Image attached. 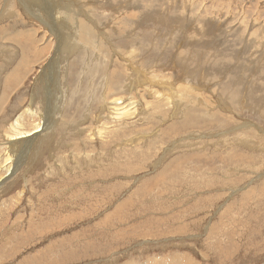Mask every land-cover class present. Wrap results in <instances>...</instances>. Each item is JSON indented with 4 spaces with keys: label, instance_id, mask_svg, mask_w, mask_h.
<instances>
[{
    "label": "rangeland",
    "instance_id": "obj_1",
    "mask_svg": "<svg viewBox=\"0 0 264 264\" xmlns=\"http://www.w3.org/2000/svg\"><path fill=\"white\" fill-rule=\"evenodd\" d=\"M32 1L0 0V264H264V0Z\"/></svg>",
    "mask_w": 264,
    "mask_h": 264
},
{
    "label": "bare ground",
    "instance_id": "obj_2",
    "mask_svg": "<svg viewBox=\"0 0 264 264\" xmlns=\"http://www.w3.org/2000/svg\"><path fill=\"white\" fill-rule=\"evenodd\" d=\"M35 1V0H34ZM34 1H32L33 2V4H34ZM39 1H40V3H43V0H38L37 2L39 3ZM109 1V0H108ZM111 1V0H110ZM174 1V0H173ZM181 1V0H180ZM28 2V1H27ZM49 2H50V10L55 14V15H61V16H59L60 17V19L58 20V16L57 17H55L56 19H55V24H54V26L56 27V24H58L59 26L60 25H67V19H71V21H72V19H75V15H74V12L77 10H75V8H77L76 7V5L74 4V6H70L69 4H66L67 6H65V5H62V7L64 6L65 8L64 9H62L61 8V6H59V7H57V6H55L54 4H53V2H52V0H49ZM104 2V1H103ZM106 2V1H105ZM112 2V1H111ZM161 1L159 0V2H158V0H136V1H131V0H122V2L121 3H119V4H116V11H114V12H119L120 14L119 15H126L127 13H129L131 10H134L135 9V11L137 10L138 12L137 13H139L140 14V16H146L147 18H149V19H152V21L153 20H155V21H160L161 22V20H164L165 18H170L172 15H173V12H172V10H170V9H172V8H165L162 4L163 3H165L164 1H162L161 3H160ZM10 3V2H9ZM8 3V4H9ZM12 3V2H11ZM116 3V2H115ZM160 3V4H159ZM97 4V3H96ZM174 4V3H173ZM35 5V4H34ZM44 5V4H43ZM47 5H48V3H47ZM104 5H106V4H104ZM112 5V4H111ZM41 7H42V5H41ZM108 7V6H107ZM107 7H106V9H107ZM163 7V8H162ZM174 7H176V5H174ZM110 8V7H109ZM114 8V7H113ZM180 8V7H179ZM95 9H97V10H101L102 9V7L99 5V6H96L95 7ZM110 10V9H109ZM113 10V9H112ZM178 10V9H177ZM183 10H185V9H183ZM44 11V10H43ZM45 11H46V9H45ZM47 11H49L48 9H47ZM180 11H181V9H180ZM180 11H178V12H180ZM39 12V11H38ZM78 12V14H80L79 13V11H77ZM76 12V13H77ZM84 12V11H83ZM185 12V11H184ZM196 12V11H195ZM31 13V12H30ZM49 13V12H48ZM75 13V14H76ZM189 13V12H188ZM194 13V12H193ZM193 13H192V15H193ZM217 13V12H216ZM32 14H34V13H32ZM51 14V13H50ZM78 14H76V15H78ZM130 14V13H129ZM180 14V13H179ZM12 15V14H11ZM81 15V14H80ZM83 15V14H82ZM47 16V15H46ZM65 18H64V17ZM84 16V15H83ZM151 16V17H150ZM49 17V16H48ZM54 17V16H53ZM86 17V16H85ZM114 17V16H113ZM116 17V16H115ZM184 17V16H183ZM207 17V16H206ZM77 18V17H76ZM117 18V17H116ZM116 18H114V19H116ZM175 17H172V19H174ZM182 18V17H181ZM189 18V17H188ZM52 18H50V20H51ZM66 19V20H65ZM113 19V20H114ZM117 19H119V18H117ZM121 19V18H120ZM180 19V17L178 18V20ZM201 19V18H200ZM200 19H198V18H196V21L195 22H197V21H200ZM203 19V21L205 20L204 18H202ZM211 19L212 18H208V21L210 20L211 21ZM122 20H124V19H121V20H119V22L118 23H120ZM167 20V19H166ZM214 20V19H213ZM38 21V20H37ZM77 21V20H76ZM165 21V20H164ZM169 21V20H168ZM174 21H175V19H174ZM180 21V20H179ZM178 21V22H179ZM206 21V20H205ZM224 21H225V19H224ZM41 22V21H40ZM44 22V21H43ZM116 22V21H115ZM154 22V21H153ZM188 22H189V20H188ZM220 22V21H219ZM126 23V22H125ZM155 23V22H154ZM157 23V22H156ZM166 23V22H165ZM171 23V22H170ZM45 24H47V23H45ZM77 24H79V23H77ZM76 24V25H77ZM117 24V23H116ZM167 24H168V22H167ZM205 24V23H204ZM72 25V24H71ZM71 25H70V27H71ZM182 25V26H181ZM202 25V24H201ZM212 25V24H211ZM210 25V26H211ZM220 25V24H219ZM50 26V25H49ZM74 26V25H73ZM78 26V25H77ZM77 26H75V27H77ZM107 26V25H106ZM124 26V25H123ZM126 26V25H125ZM179 26H181V29H184V31H185V34H186V27H185V25L183 26V24H180ZM199 26V25H198ZM205 26V25H204ZM75 27H73V28H75ZM131 27V26H130ZM167 27H169V25L167 26ZM166 27V28H167ZM171 27V26H170ZM169 27V28H170ZM173 27V26H172ZM189 27V26H188ZM196 27V26H195ZM123 28V27H122ZM201 28V27H200ZM62 30H63V28H61ZM60 28H59V30H61ZM77 29V28H76ZM75 29V30H76ZM80 29V28H79ZM125 29V28H124ZM195 29V28H194ZM55 30H57V29H55ZM126 30V29H125ZM188 30V29H187ZM204 29H202V31H203ZM64 31V30H63ZM62 31V32H63ZM80 31H81V29H80ZM181 31V30H180ZM183 31V30H182ZM184 31H183V33H184ZM189 31H190V28H189ZM195 31V30H194ZM241 31V30H240ZM188 32V31H187ZM198 33H201V32H199V31H197ZM242 32V31H241ZM68 33V32H67ZM125 33V32H124ZM189 33H191V32H189ZM188 33V34H189ZM84 34V33H83ZM207 34H208V32H207ZM50 35V34H49ZM52 35V34H51ZM241 35V34H240ZM99 36V35H98ZM184 36V35H183ZM129 37V36H128ZM186 37V36H185ZM215 37V36H214ZM79 38H80V36H79ZM94 38V37H93ZM44 39V38H43ZM12 40V39H11ZM82 42V41H81ZM182 42H183V40H182ZM196 42V41H195ZM261 42V41H260ZM62 43V46H64V47H66L68 50H71V49H73V46L74 45H72V43L69 41V40H64L63 42H61ZM60 43V44H61ZM212 43H214V42H212ZM82 44V43H81ZM180 44H181V42H180ZM196 44H198V43H196ZM205 44V43H204ZM217 44V43H216ZM85 45H86V43H85ZM92 45V44H91ZM201 46H202V44H200ZM257 45V44H256ZM90 46V45H89ZM201 46L199 47V46H194L193 45V43L192 42H188V41H185L184 43H183V45H182V48H187V47H190L191 48V51H192V49H194L196 52L198 51V50H202V48H201ZM110 47V46H109ZM194 47V48H193ZM196 47H198V49L196 48ZM217 47V46H216ZM255 47V46H254ZM74 48H75V46H74ZM80 48V47H79ZM258 48V47H257ZM61 49V48H60ZM77 49V48H76ZM91 50V49H90ZM263 50H264V48H263ZM76 50H74V52H75ZM183 52V51H182ZM258 52H259V50H258ZM262 52V55H260L259 53H258V57H259V55H260V57L259 58H261L262 60L264 59V52L263 51H261ZM57 53V52H56ZM199 55H200V53H199ZM54 56V55H53ZM53 56L51 57V60L53 59ZM80 56V55H79ZM103 56V55H102ZM57 57V56H56ZM56 57H55V59H56ZM182 58H186L184 55L182 56H180V59H182ZM197 58V57H196ZM203 58V57H202ZM70 59V58H69ZM192 59V58H191ZM57 60V59H56ZM189 60V59H188ZM196 60V59H195ZM200 60V59H199ZM209 60V59H208ZM25 60H23L22 62H24ZM65 61V60H64ZM125 61V60H124ZM192 62H194L193 60H191ZM86 62V61H85ZM123 62V61H122ZM180 62V61H179ZM182 63H185L183 60L180 62V63H178L177 62V65H180L181 66V64ZM191 63V62H190ZM192 64V63H191ZM28 66V65H27ZM261 66V65H260ZM23 67H24V65H23ZM126 67V66H125ZM127 68H129L128 67V65H127ZM126 68V70H125V75H129L128 74V72H130V70H128ZM193 68V67H192ZM257 68V67H256ZM255 68V69H256ZM130 69V68H129ZM186 69V68H185ZM254 69V68H253ZM63 70V69H62ZM131 70H132V68H131ZM193 70V69H192ZM28 71V70H27ZM30 71V70H29ZM28 71V72H29ZM61 71V70H60ZM184 71H186V70H184ZM240 71H242L243 72V70L240 68ZM115 72V71H114ZM132 72V71H131ZM30 73V72H29ZM193 73H195V72H193ZM201 73V72H200ZM197 74V73H196ZM249 74H251V73H249ZM118 75V74H117ZM123 75V74H122ZM201 75H203V72L201 73ZM58 76V75H57ZM62 76V75H61ZM198 76V75H197ZM114 77V76H113ZM201 77H203V76H201ZM61 78V77H60ZM210 78V77H209ZM116 79V78H115ZM117 79H118V77H117ZM56 80V79H55ZM196 80V79H195ZM198 80V79H197ZM220 80V79H219ZM130 81V80H129ZM240 82V81H239ZM238 82V83H239ZM135 83V82H134ZM133 84V83H132ZM222 84H223V82H222ZM235 84V83H234ZM120 85V84H119ZM118 85V86H119ZM130 85V84H129ZM214 85V84H213ZM227 85V84H226ZM117 86V87H118ZM49 87V86H48ZM120 87H121V85H120ZM230 87V86H229ZM56 88V87H55ZM62 88V87H61ZM114 88V87H113ZM119 88V87H118ZM231 88H233L232 86H231ZM45 89V88H44ZM60 89V88H59ZM114 89H116V88H114ZM213 89V88H212ZM220 89H222V90H224L225 91V89H227L225 86H224V84L220 87ZM234 89V88H233ZM39 90V89H38ZM110 90V89H109ZM117 90V89H116ZM232 90V89H231ZM230 90V91H231ZM41 91V90H40ZM172 91V90H171ZM195 91H196V89H195ZM228 91V90H227ZM232 91H234V90H232ZM258 91V90H257ZM37 92V91H36ZM42 92V91H41ZM44 92V91H43ZM117 92H119V90L117 91ZM121 92V91H120ZM197 92H199V91H197ZM221 92V91H220ZM219 92V93H220ZM40 93V92H39ZM77 93V92H76ZM123 93V92H122ZM125 93H126V91H125ZM124 93V94H125ZM173 93V92H172ZM226 93V92H225ZM36 94V93H35ZM61 94V93H60ZM217 94V93H216ZM215 94V95H216ZM232 94H234V93H232ZM63 95V94H62ZM123 95V94H122ZM174 95V94H173ZM197 97H198V104L199 103H201V102H203V104H204V98H202V97H200V95L197 93ZM219 95V94H218ZM230 95V94H229ZM50 97H53V99H55V95L53 96H51V95H49ZM121 96V94L119 95V94H117V95H115V97H117L116 99H114L113 100V102L112 103H116V104H114L115 105V110L118 112V111H122V110H124V106H123V103L125 102H123V98H119ZM44 97V96H43ZM175 97V96H174ZM196 97V98H197ZM219 97V96H218ZM224 97H225V95H224ZM110 98V97H109ZM258 98V97H257ZM35 99V98H34ZM51 99V98H50ZM49 99V100H50ZM111 99H113L112 97H111ZM251 99H253V104L255 105V103L254 102H256L257 100L255 99V97H252ZM259 99V98H258ZM42 100V99H41ZM44 100V99H43ZM48 100V101H49ZM62 101H63V97H62V99H61ZM226 100V99H225ZM34 100H32L31 101V103H30V106L32 105V104H34V102H33ZM45 101V100H44ZM44 101H43V103H44ZM174 101V100H173ZM206 101H208V100H206ZM38 102V101H37ZM52 101L50 100V103H51ZM56 102V101H55ZM139 102V101H138ZM224 102V101H223ZM173 104H175L176 102L174 101V102H172ZM171 103V104H172ZM207 103H209V102H207ZM207 103H206V106H207ZM229 103V102H228ZM228 103H226V104H228ZM37 104H40V103H37ZM51 104H53V103H51ZM130 104V103H129ZM198 104H196V105H198ZM224 104V103H223ZM252 103L250 104V106L251 105H253ZM257 104V103H256ZM258 104H259V102H258ZM257 104V107L259 106V107H262V106H264V101H262L261 102V104H259L258 105ZM35 105V104H34ZM55 105V104H54ZM176 105V104H175ZM253 105V106H254ZM43 106V105H42ZM59 106V105H58ZM62 106V105H61ZM127 106H129L130 107V105H127ZM179 106V105H178ZM249 106V107H250ZM36 107V106H35ZM55 108H58L57 106H54ZM135 107V106H134ZM255 107V106H254ZM40 108H43V107H40ZM175 108V107H174ZM200 108H201V106H200ZM230 108V107H229ZM27 109V108H26ZM47 109V108H46ZM53 109V108H52ZM52 109H50V110H52ZM60 109V108H59ZM109 109V108H108ZM204 108H202V110H203ZM208 109V108H207ZM210 109V108H209ZM208 109V110H209ZM259 109V108H258ZM262 109V108H261ZM28 110V109H27ZM29 110H32L33 112L32 113H35L34 112V110L32 109V108H30ZM48 110V109H47ZM112 110V109H111ZM180 109H178V111H179ZM226 110V109H225ZM249 110V109H248ZM256 110V109H255ZM40 111V110H39ZM53 111V110H52ZM54 111H55V109H54ZM56 111H58V109L56 110ZM199 111V110H198ZM205 111V110H204ZM210 111V110H209ZM257 111V110H256ZM176 112V111H175ZM206 112V111H205ZM57 113V112H56ZM114 113V112H113ZM227 113V112H226ZM24 114V113H23ZM47 114H49L48 112H47ZM111 114V113H110ZM40 115H41V113H40ZM45 115V114H44ZM50 115H52V114H50ZM54 115H55V113H54ZM89 115V114H88ZM113 115V114H112ZM211 115H215L214 113L213 114H211ZM210 115V116H211ZM229 115V114H228ZM36 116V115H35ZM47 116V115H46ZM45 116V117H46ZM56 116V115H55ZM78 116V115H77ZM22 117V116H21ZM48 117V116H47ZM59 117V116H58ZM212 117H214V116H212ZM52 118V117H51ZM50 118V119H51ZM57 118V117H56ZM211 118V117H210ZM20 119V118H19ZM40 119H41V117H40ZM42 119H43V116H42ZM42 119L40 120V124H37V125H35V129L33 130V131H30V132H26V131H24V132H20V133H18V134H16V139H13V140H18V142H16V143H12V146L13 147H15L17 144L18 145H21V144H24V143H22V142H19V141H28L29 139H25V138H29V137H33V135L34 134H36V133H39L40 131H41V126L42 125H44V122L42 121ZM45 119V118H44ZM113 119V118H112ZM56 120V119H55ZM57 120H59L58 118H57ZM57 120L55 121V123L57 122ZM52 121H54L53 119H52ZM52 121H51V123H52ZM127 121V120H126ZM156 121V120H155ZM257 121V120H256ZM17 122V125L15 126V127H17L18 125H19V123L20 122H18V121H16ZM160 123H161V121H159ZM54 123V124H55ZM58 123V122H57ZM113 123V122H112ZM243 125V124H242ZM245 125V124H244ZM48 126V125H47ZM53 126V125H52ZM108 126V125H107ZM251 126V125H250ZM250 126H248V125H246L245 127L248 129V130H250L251 128H250ZM50 127V126H49ZM55 127V126H54ZM104 128V127H103ZM102 128V129H103ZM236 128V127H235ZM244 128V127H243ZM106 129V128H105ZM109 129V128H108ZM260 129V128H259ZM49 130V129H48ZM87 130V129H86ZM99 130V129H98ZM101 130V129H100ZM105 131V130H104ZM260 131H261V129H260ZM264 131V130H263ZM83 132V131H82ZM82 132L80 133V134H82ZM228 132V131H227ZM261 133V132H260ZM79 134V135H80ZM103 134H104V132H103ZM102 134V135H103ZM105 134H106V132H105ZM109 134V133H108ZM114 134V133H113ZM262 135V134H261ZM95 136V135H94ZM99 136H101V132H100V135ZM113 136V135H112ZM214 136V135H213ZM217 136V135H216ZM259 136V135H258ZM39 137V136H38ZM98 137V136H97ZM107 137V136H106ZM34 139L36 138V137H33ZM226 138V137H225ZM228 138V137H227ZM259 138V137H258ZM34 139H30L31 141H32V143L33 142H36V141H38V139L35 141ZM99 139V138H98ZM100 139H103V137H101ZM110 139H112V138H110ZM105 140V139H104ZM216 140V139H215ZM264 140V139H263ZM31 141H28V143L27 144H29V143H31ZM31 145V144H30ZM225 145V144H224ZM251 145V144H250ZM23 146V145H22ZM29 146V145H28ZM249 147H251V146H249ZM249 147H248V149H249ZM23 148V147H22ZM252 149V148H251ZM15 151V150H14ZM12 152V151H11ZM13 153V152H12ZM13 157V156H12ZM23 158V157H22ZM90 158V157H89ZM96 161V160H95ZM7 166V165H6ZM10 171V170H9ZM8 171V172H9ZM261 173V172H260ZM6 177V176H5ZM254 181V180H253ZM256 181V180H255ZM254 181V182H255ZM251 182V181H250ZM253 182V185L255 184ZM248 185H250V184H248ZM246 186V185H245ZM244 186V187H245ZM247 188V187H246ZM245 188V189H246Z\"/></svg>",
    "mask_w": 264,
    "mask_h": 264
}]
</instances>
